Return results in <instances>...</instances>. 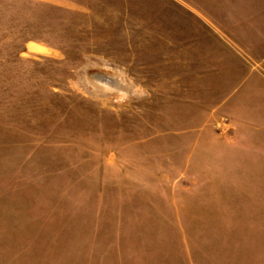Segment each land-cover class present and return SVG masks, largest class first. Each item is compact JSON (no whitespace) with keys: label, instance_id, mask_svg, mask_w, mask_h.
I'll return each mask as SVG.
<instances>
[{"label":"rangeland","instance_id":"rangeland-1","mask_svg":"<svg viewBox=\"0 0 264 264\" xmlns=\"http://www.w3.org/2000/svg\"><path fill=\"white\" fill-rule=\"evenodd\" d=\"M256 12L0 0V264H264V125L206 107L192 43Z\"/></svg>","mask_w":264,"mask_h":264},{"label":"crops","instance_id":"crops-1","mask_svg":"<svg viewBox=\"0 0 264 264\" xmlns=\"http://www.w3.org/2000/svg\"><path fill=\"white\" fill-rule=\"evenodd\" d=\"M194 30L200 33V37L194 33L192 43L194 59L204 67L206 107L232 122L264 125V12L250 15L240 25Z\"/></svg>","mask_w":264,"mask_h":264}]
</instances>
